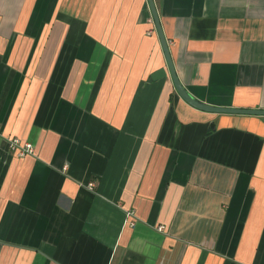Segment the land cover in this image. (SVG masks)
Listing matches in <instances>:
<instances>
[{"label": "crops", "instance_id": "crops-1", "mask_svg": "<svg viewBox=\"0 0 264 264\" xmlns=\"http://www.w3.org/2000/svg\"><path fill=\"white\" fill-rule=\"evenodd\" d=\"M154 3L190 94L264 109V0ZM162 68L147 0H0V264H264V115Z\"/></svg>", "mask_w": 264, "mask_h": 264}, {"label": "water", "instance_id": "water-1", "mask_svg": "<svg viewBox=\"0 0 264 264\" xmlns=\"http://www.w3.org/2000/svg\"><path fill=\"white\" fill-rule=\"evenodd\" d=\"M147 2L150 8V11H151L152 19L154 21L156 32L159 37L160 44H161L164 57H165V61H166L165 69L162 68L152 73L151 78L153 80H159L168 74L172 80L173 86L178 96L190 106L196 109L202 110V111L212 112V113H226V114H243V115H258V116L264 115V109L215 106V105H211L203 101H200L197 98H195L192 94H190L187 91V89L184 87V85L180 82L176 74L174 63L171 57L169 47L167 45L166 37L162 31L160 19L158 17V13L155 7L154 0H147Z\"/></svg>", "mask_w": 264, "mask_h": 264}, {"label": "built area", "instance_id": "built-area-1", "mask_svg": "<svg viewBox=\"0 0 264 264\" xmlns=\"http://www.w3.org/2000/svg\"><path fill=\"white\" fill-rule=\"evenodd\" d=\"M0 131H1V124H0ZM8 147L12 151L17 152V154L22 155V156L27 155V154H32L34 152V148L31 143L22 141L17 137H10L8 139ZM158 229L161 230L162 227H159Z\"/></svg>", "mask_w": 264, "mask_h": 264}]
</instances>
